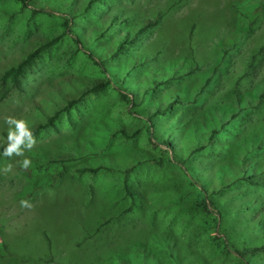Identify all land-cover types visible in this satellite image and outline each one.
<instances>
[{"label":"rangeland","instance_id":"374dc122","mask_svg":"<svg viewBox=\"0 0 264 264\" xmlns=\"http://www.w3.org/2000/svg\"><path fill=\"white\" fill-rule=\"evenodd\" d=\"M263 91L264 0H0V264H264Z\"/></svg>","mask_w":264,"mask_h":264},{"label":"trees","instance_id":"16d2710c","mask_svg":"<svg viewBox=\"0 0 264 264\" xmlns=\"http://www.w3.org/2000/svg\"><path fill=\"white\" fill-rule=\"evenodd\" d=\"M261 9V8H259ZM159 21V17L153 19V20H145L140 22L138 25V28L135 29V31L130 30L131 28L127 27L125 29L124 34L118 38V42H120L119 45H123V44H130L133 43V41L136 39V37L144 32L145 29L149 28V27H153L155 26ZM250 25L247 24L245 30H243L245 33H248L250 30ZM233 43V44H232ZM227 48V50L232 49L234 47V39L233 41L227 42V44H225V48ZM225 48L223 49V55L227 52V50L225 51ZM39 51V48H36L34 51H32L31 53L27 54L24 58L20 59L16 64L11 65L8 69H6L3 73V78L5 79H9L10 81V85L6 86L5 88H3L2 92H1V97L6 96V94L9 92L10 87H13V85H15V83L19 80V78L22 76V74L25 72L26 68L32 63L34 57L36 56L37 52ZM116 55V54H114ZM221 59L220 58L219 62L221 63ZM154 83H158L161 84L162 82H157L154 81ZM105 83L102 81H97L93 84L92 89L94 90H100L103 89L105 87ZM264 98V91L260 94L259 99H263ZM75 102V99H69L66 106L64 107L65 109H67V107L72 106L73 103ZM156 114H160L158 112H153ZM51 118L47 119V124H49L51 122ZM43 126V125H42ZM42 126H36V127H32L30 128L32 130V133L35 134L37 132V130L39 128H41ZM6 144V142L4 144H2L0 146V152L3 151V146ZM204 146H199L198 149L203 148ZM184 160H181V162H183ZM119 260V264H129L126 258L121 257L118 259Z\"/></svg>","mask_w":264,"mask_h":264},{"label":"clouds","instance_id":"9594fccd","mask_svg":"<svg viewBox=\"0 0 264 264\" xmlns=\"http://www.w3.org/2000/svg\"><path fill=\"white\" fill-rule=\"evenodd\" d=\"M4 123L8 126L6 144L3 146V151L0 156L11 157L13 155L23 156L24 150H31L35 144L32 130L24 119L15 117H7ZM30 165V160L24 158L21 166L27 168ZM22 206H30L27 201H21Z\"/></svg>","mask_w":264,"mask_h":264}]
</instances>
